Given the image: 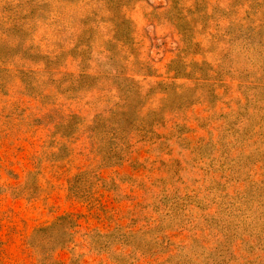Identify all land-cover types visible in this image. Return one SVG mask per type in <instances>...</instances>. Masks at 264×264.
<instances>
[{
  "label": "rangeland",
  "instance_id": "obj_1",
  "mask_svg": "<svg viewBox=\"0 0 264 264\" xmlns=\"http://www.w3.org/2000/svg\"><path fill=\"white\" fill-rule=\"evenodd\" d=\"M0 264H264V0H0Z\"/></svg>",
  "mask_w": 264,
  "mask_h": 264
}]
</instances>
